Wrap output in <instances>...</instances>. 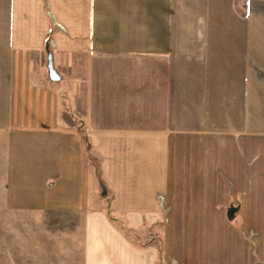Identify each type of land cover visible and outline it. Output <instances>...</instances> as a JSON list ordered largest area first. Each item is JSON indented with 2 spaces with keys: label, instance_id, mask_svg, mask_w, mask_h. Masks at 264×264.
Listing matches in <instances>:
<instances>
[{
  "label": "crops",
  "instance_id": "crops-1",
  "mask_svg": "<svg viewBox=\"0 0 264 264\" xmlns=\"http://www.w3.org/2000/svg\"><path fill=\"white\" fill-rule=\"evenodd\" d=\"M0 196L82 264H264V1L0 0Z\"/></svg>",
  "mask_w": 264,
  "mask_h": 264
},
{
  "label": "rangeland",
  "instance_id": "rangeland-1",
  "mask_svg": "<svg viewBox=\"0 0 264 264\" xmlns=\"http://www.w3.org/2000/svg\"><path fill=\"white\" fill-rule=\"evenodd\" d=\"M68 221L73 224V219L9 211L0 196V264H82L71 226L67 233ZM155 241L160 263L167 264L162 232Z\"/></svg>",
  "mask_w": 264,
  "mask_h": 264
},
{
  "label": "water",
  "instance_id": "water-1",
  "mask_svg": "<svg viewBox=\"0 0 264 264\" xmlns=\"http://www.w3.org/2000/svg\"><path fill=\"white\" fill-rule=\"evenodd\" d=\"M49 70H50V78L52 80H58L59 76L57 74V72L53 69V65H52V59L49 58ZM239 212V208L238 207H230L228 209L227 212V218L229 221H234L236 218L237 213Z\"/></svg>",
  "mask_w": 264,
  "mask_h": 264
}]
</instances>
